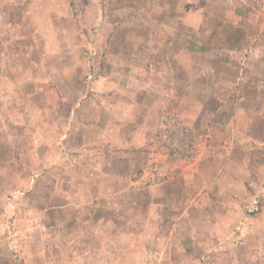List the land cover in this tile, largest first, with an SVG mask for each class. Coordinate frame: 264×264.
<instances>
[{
	"label": "rangeland",
	"instance_id": "1",
	"mask_svg": "<svg viewBox=\"0 0 264 264\" xmlns=\"http://www.w3.org/2000/svg\"><path fill=\"white\" fill-rule=\"evenodd\" d=\"M258 157L264 0H0V264H264Z\"/></svg>",
	"mask_w": 264,
	"mask_h": 264
},
{
	"label": "trees",
	"instance_id": "2",
	"mask_svg": "<svg viewBox=\"0 0 264 264\" xmlns=\"http://www.w3.org/2000/svg\"><path fill=\"white\" fill-rule=\"evenodd\" d=\"M193 14V15H192ZM203 15V13H191V19L188 21V25H192V26H196V28L198 29V31H199V33H200V35L199 36H197V37H200V36H202L203 34H205V33H203V32H207V31H209L210 29H211V27H210V25L209 26H206L205 25V27H204V25L202 24V16ZM239 17L241 18L242 17V13L240 12L239 13ZM194 24V25H193ZM200 25L203 27H200ZM240 30L242 31V28H240ZM202 40L205 42V39L204 38H202ZM202 40L201 39H197V40H195L194 39V44H191V47H193V48H195V49H198L199 47H206L203 43H202ZM237 41V43L240 41V39H237L236 40ZM104 57H106V56H104ZM106 61V58H105V60L102 62V63H104L103 64V66H102V70L100 69V72H102L103 70L104 71H106L107 70V68L109 67L108 65H106L107 64V62H105ZM108 66V67H107ZM172 139V138H171ZM257 157V156H256ZM259 162H263L264 163V157H258V159H257ZM143 202H144V205H147V204H149L150 203V201H153V199L149 196V194H148V192L147 191H144V194H142L141 195V198H140ZM258 200H259V205L261 206V204H262V202L264 201V197L263 196H261L260 198H258ZM144 208H147V207H144Z\"/></svg>",
	"mask_w": 264,
	"mask_h": 264
},
{
	"label": "crops",
	"instance_id": "3",
	"mask_svg": "<svg viewBox=\"0 0 264 264\" xmlns=\"http://www.w3.org/2000/svg\"><path fill=\"white\" fill-rule=\"evenodd\" d=\"M59 72V71H58ZM21 166V165H20ZM22 167V166H21ZM3 172H4V170L3 169H1ZM23 171V170H22ZM23 253V252H22ZM25 253H28V252H25ZM15 256H16V258H17V260H20L19 259V257L15 254V253H13L12 251H7V252H5L4 253V258H5V261L3 262L4 264H8L7 262H9L10 263V261L12 262H14V260H15ZM30 257H32L30 260H31V263H30V260H29V262H28V264H41V259L39 258V261L38 262H35V260H34V255H30ZM7 260V261H6ZM23 260V259H22Z\"/></svg>",
	"mask_w": 264,
	"mask_h": 264
}]
</instances>
